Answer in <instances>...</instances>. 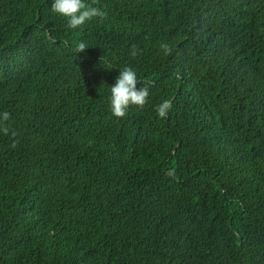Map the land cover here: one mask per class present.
Wrapping results in <instances>:
<instances>
[{
    "label": "trees",
    "instance_id": "obj_1",
    "mask_svg": "<svg viewBox=\"0 0 264 264\" xmlns=\"http://www.w3.org/2000/svg\"><path fill=\"white\" fill-rule=\"evenodd\" d=\"M52 3L0 0V264H264V0Z\"/></svg>",
    "mask_w": 264,
    "mask_h": 264
},
{
    "label": "clouds",
    "instance_id": "obj_2",
    "mask_svg": "<svg viewBox=\"0 0 264 264\" xmlns=\"http://www.w3.org/2000/svg\"><path fill=\"white\" fill-rule=\"evenodd\" d=\"M96 0H93V4ZM52 9L54 12L68 18V27L76 29L85 22L93 18L103 19L106 17V12L101 8L86 4L85 0H53ZM87 45L83 42L77 44L75 51L84 52ZM160 48L167 53L169 51L168 45L162 43ZM133 55H136L135 48ZM139 78L137 72L130 66L124 67L120 70L116 82L110 87V111L113 116L123 118L127 115L131 106L143 107L148 102L150 95V85L137 87ZM173 108V103L170 99H163L155 106L156 114L161 119H167L169 112ZM10 113L4 112L2 120L8 121ZM0 131L5 135L9 134V128L0 124ZM12 136H16L15 131L11 132Z\"/></svg>",
    "mask_w": 264,
    "mask_h": 264
}]
</instances>
